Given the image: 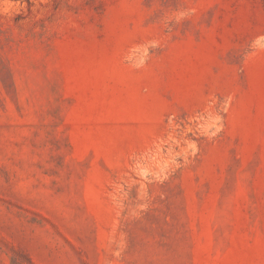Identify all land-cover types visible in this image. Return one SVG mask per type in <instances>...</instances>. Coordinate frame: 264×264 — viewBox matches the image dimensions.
Listing matches in <instances>:
<instances>
[{
    "label": "rangeland",
    "instance_id": "obj_1",
    "mask_svg": "<svg viewBox=\"0 0 264 264\" xmlns=\"http://www.w3.org/2000/svg\"><path fill=\"white\" fill-rule=\"evenodd\" d=\"M0 264H264V0H0Z\"/></svg>",
    "mask_w": 264,
    "mask_h": 264
}]
</instances>
